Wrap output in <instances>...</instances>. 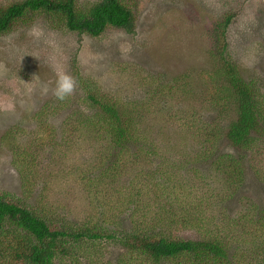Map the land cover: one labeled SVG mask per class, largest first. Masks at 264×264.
I'll return each mask as SVG.
<instances>
[{
  "label": "rangeland",
  "instance_id": "374dc122",
  "mask_svg": "<svg viewBox=\"0 0 264 264\" xmlns=\"http://www.w3.org/2000/svg\"><path fill=\"white\" fill-rule=\"evenodd\" d=\"M17 1L21 0H0V4ZM96 1L80 0V5L87 7ZM127 2L136 19L132 33L110 28L94 38L70 32L63 25L53 27L45 16H37L30 24L20 23L0 35V190L15 194L34 208L43 196L48 197L56 202L48 212L53 219L68 211L79 216L88 209L94 197L89 178L103 167L98 161L103 147L93 140L82 141L81 118L85 113L93 115L88 94L77 85L69 101L56 99L51 89L58 72L71 74L77 82L89 81L92 92L111 97L132 112L139 107L145 118L136 127L137 136L144 139V148H139L144 150L146 142L158 147L159 156L148 158L139 150L138 162L126 171L140 167L145 172H160L161 155L167 150L173 155L172 162L181 159L176 164L170 162L174 169L194 164L193 168L206 175L210 169L214 175L211 158L194 161L199 155H210L211 150L220 160L226 152L224 144L216 152L206 131L217 117L209 98L215 99L225 84L224 77L216 75L221 62L214 53L216 45H222L217 35L225 39L226 57L237 66L238 77L255 82L259 99L264 101V0ZM227 16H232V22L225 28L220 22ZM187 80L191 82L189 92L182 87ZM45 84L49 86L47 94L42 91ZM49 106L53 109H46L50 113L46 118L53 119L48 124L49 129L55 128L52 140L50 130L40 132L35 122V113ZM34 147L41 151L36 158ZM28 149H33L31 155L24 152ZM261 155L264 157V152ZM177 172L185 176L183 171ZM122 176L118 183L124 185L130 176ZM211 176H205L210 184L226 179ZM247 176V182L238 187L242 198L224 203L226 216L252 205L264 208V165L248 170ZM198 194L195 191L193 198ZM92 214L94 219L100 216ZM191 234L193 238L201 236L200 232ZM114 251L109 249V257ZM253 264H264V254H258Z\"/></svg>",
  "mask_w": 264,
  "mask_h": 264
},
{
  "label": "trees",
  "instance_id": "16d2710c",
  "mask_svg": "<svg viewBox=\"0 0 264 264\" xmlns=\"http://www.w3.org/2000/svg\"><path fill=\"white\" fill-rule=\"evenodd\" d=\"M37 16H45L53 27L63 25L70 32L94 38L110 28L132 33L136 27L127 0H98L87 7H82L80 0H21L0 4V35L20 23L30 24ZM231 22L232 16H227L220 23L226 28ZM216 39L222 44L216 45L214 53L221 62L216 75L224 77L225 84L215 99L209 98L217 117L206 131L216 152L223 144L226 152L220 160L211 150L210 155H199L194 161L211 158L214 175L210 169L206 175L193 168L194 164L174 169L171 163L181 159L172 162L173 155L167 150L161 155L160 172H145L140 167L124 170L136 165L139 150L148 158L159 156L158 147L146 142L144 150L139 148H144V139L137 136L136 127L145 118L139 107L133 114L125 104L92 92L91 83L80 79L77 85L86 90L93 111L81 118L82 141L93 140L103 147L98 158L103 167L89 178L94 197L82 215L72 216L68 211L53 219L48 212L56 202L48 197L43 196L34 208L15 194L0 190V264H253L258 254H264V208L252 205L226 216L224 205L241 199L238 187L247 182L248 170L264 165V101L259 99L255 82L238 77L237 66L226 57L225 39L219 35ZM190 84L187 80L182 87L189 92ZM46 109L53 106L35 113V122L40 132L50 130L52 140L55 128L49 129L53 119L46 118L50 114ZM33 149L24 152L31 155ZM40 153L36 148L33 158ZM180 170L185 176L177 172ZM123 174L130 176L124 185L118 183ZM219 175L226 179H217L218 185L208 183L205 177ZM195 191L199 194L193 198ZM92 211L100 216L94 219ZM192 232L201 236L193 238ZM109 249L116 250L110 257Z\"/></svg>",
  "mask_w": 264,
  "mask_h": 264
},
{
  "label": "clouds",
  "instance_id": "9594fccd",
  "mask_svg": "<svg viewBox=\"0 0 264 264\" xmlns=\"http://www.w3.org/2000/svg\"><path fill=\"white\" fill-rule=\"evenodd\" d=\"M77 88V81L75 77L67 72H58L55 81V87L51 89L52 94L56 99L63 101L74 94ZM42 91L47 94L49 86L47 84L42 86Z\"/></svg>",
  "mask_w": 264,
  "mask_h": 264
}]
</instances>
